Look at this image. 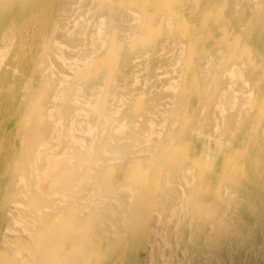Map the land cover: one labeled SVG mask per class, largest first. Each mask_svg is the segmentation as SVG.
Masks as SVG:
<instances>
[{"label":"bare ground","instance_id":"1","mask_svg":"<svg viewBox=\"0 0 264 264\" xmlns=\"http://www.w3.org/2000/svg\"><path fill=\"white\" fill-rule=\"evenodd\" d=\"M0 264H264V0H0Z\"/></svg>","mask_w":264,"mask_h":264},{"label":"rangeland","instance_id":"2","mask_svg":"<svg viewBox=\"0 0 264 264\" xmlns=\"http://www.w3.org/2000/svg\"><path fill=\"white\" fill-rule=\"evenodd\" d=\"M58 14V15H57ZM56 15H57V18H59L60 16H59V13H56ZM88 17V15L87 14H84V17H83V20H85L86 18ZM76 30V29H75ZM31 34V33H30ZM88 43H90V41H88ZM90 45V44H89ZM28 48V47H27ZM9 51V54H7V57L5 58V60H6V62L8 61V59H9V57H11V54H10V49L8 50ZM76 53H78V49H77V47L74 45V42H67L66 44H64V46H63V49H62V51H61V54L62 55H64V56H71V57H73L74 56V54H76ZM56 71L57 72H61V71H64L67 75H69L68 76V79H67V84H65L64 85V87L65 88H68V84L70 83V82H72V80H73V78H74V69L72 70V69H69V67L68 66H62V65H60V66H58L57 68H56ZM158 72H159V76L161 77V78H165V76H166V74L162 71V70H158ZM130 73L131 74H133V75H138V76H144V71H142L141 70V72H136V73H133L132 71H130ZM57 78V77H56ZM72 107H73V105H72ZM74 108V107H73ZM71 109V116L70 117H72V116H74V117H77L76 116V114H75V111H74V109ZM61 111V110H60ZM72 112H73V114H72ZM60 118L61 116H60V112L57 114V118ZM66 118H68V117H66ZM64 119V120H61L60 122H62L63 123V125H68L69 124V121H68V119ZM79 118V117H78ZM81 119V120H80ZM80 119H79V121L81 122V126L79 125V126H77V129H75L74 130V134L76 135V137H78V138H80L81 140H88L89 138H87L86 136H85V134H84V128L86 127L85 126V124H86V122H87V118L86 117H80ZM61 126V125H60ZM64 127V126H63ZM83 127V128H82ZM79 130V131H78ZM56 150H57V152L58 153H60L61 152V149L59 148V147H56ZM143 256H145V254L143 255Z\"/></svg>","mask_w":264,"mask_h":264}]
</instances>
